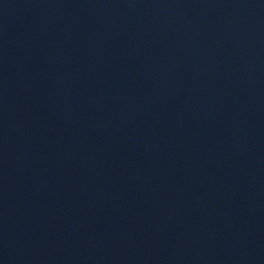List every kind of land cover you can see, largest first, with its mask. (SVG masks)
Wrapping results in <instances>:
<instances>
[{"label": "water", "instance_id": "1", "mask_svg": "<svg viewBox=\"0 0 264 264\" xmlns=\"http://www.w3.org/2000/svg\"><path fill=\"white\" fill-rule=\"evenodd\" d=\"M0 264H264V0H0Z\"/></svg>", "mask_w": 264, "mask_h": 264}]
</instances>
